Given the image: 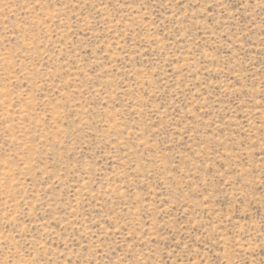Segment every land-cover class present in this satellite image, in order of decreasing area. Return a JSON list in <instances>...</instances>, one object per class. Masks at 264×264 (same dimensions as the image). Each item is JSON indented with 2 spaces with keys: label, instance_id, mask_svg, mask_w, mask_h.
<instances>
[{
  "label": "rangeland",
  "instance_id": "obj_1",
  "mask_svg": "<svg viewBox=\"0 0 264 264\" xmlns=\"http://www.w3.org/2000/svg\"><path fill=\"white\" fill-rule=\"evenodd\" d=\"M0 264H264V0H0Z\"/></svg>",
  "mask_w": 264,
  "mask_h": 264
}]
</instances>
